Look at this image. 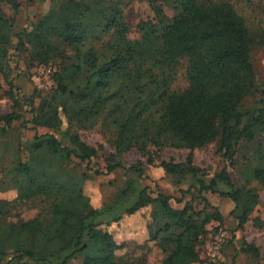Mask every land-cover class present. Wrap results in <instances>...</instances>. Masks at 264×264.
<instances>
[{
    "label": "trees",
    "instance_id": "obj_1",
    "mask_svg": "<svg viewBox=\"0 0 264 264\" xmlns=\"http://www.w3.org/2000/svg\"><path fill=\"white\" fill-rule=\"evenodd\" d=\"M48 1L50 7L31 29L15 32L14 16L21 4L0 0V75L6 83L11 85L13 43L17 54L28 52L31 67L52 68L57 58L63 62L54 76L55 90L35 111L34 127L59 132L61 115L71 125L74 118L95 123L108 112L116 124L117 157L132 150L145 155L149 145L189 151L186 165L161 161L162 178L195 173L193 152L215 144L226 166L209 182L198 180L196 193L229 199L236 229L242 230L259 202L249 185H264V89H259L251 60L255 37L234 6L228 0ZM134 1L146 3L152 17L138 24L141 37L131 43L124 8ZM4 6L14 16L6 15ZM104 38L105 49L99 54L93 44ZM259 42L264 45V33ZM184 64L186 88L175 90L174 78ZM258 91V106L243 110L245 99ZM14 105L20 110L24 104L14 100ZM21 119L17 113L0 117V134ZM68 137L72 148L50 133L36 134L29 143L27 160L19 162L17 201L47 198L52 219L45 224L39 218L7 222L8 212L0 206V264H69L75 257L82 258V264H147L122 254L130 245L144 248L158 240L160 232L172 245L161 264L200 261V236L212 221L222 222L219 213L195 211L188 204L174 209L168 195L158 192L152 197L148 188L136 189L131 179L111 205L93 207L84 186L92 179L88 171L97 151L77 134ZM46 157L63 164L75 159L86 164L87 172L76 176L61 168L58 174L49 173ZM228 167L238 170L243 187L234 184ZM116 170L144 174L140 162L125 167L111 159L104 172L93 175ZM220 184L227 190H219ZM137 213L147 219L145 235L121 238L111 230ZM246 252L258 255L251 245Z\"/></svg>",
    "mask_w": 264,
    "mask_h": 264
},
{
    "label": "rangeland",
    "instance_id": "obj_2",
    "mask_svg": "<svg viewBox=\"0 0 264 264\" xmlns=\"http://www.w3.org/2000/svg\"><path fill=\"white\" fill-rule=\"evenodd\" d=\"M228 1L234 6L237 13L243 17L248 29L255 37L256 45L252 51L251 60L256 70L259 89H264V45L259 42L260 35L264 33V0ZM18 2L21 4V8L15 16L8 6L3 7L6 15L15 17V32L31 29V25L36 23L50 7V1L48 0H18ZM166 13L168 16L172 15L168 9H166ZM124 15L128 25L127 39L134 43L141 37L137 28L138 24L150 19L152 13L146 3L134 1L124 8ZM106 41L107 38H104L101 42L93 44L99 54L104 51ZM13 46L14 43L10 50L11 71L9 81L11 85H9V82L6 83L0 75V117L10 113H17L22 117L20 121L14 122L7 132L0 134V202L5 203L0 206L4 209V212L6 210L8 212L5 217L7 222L16 223L39 218L45 224L52 219L51 206L47 198L40 197L29 202L17 201L18 188L15 184L20 178L18 172L20 170L19 162L27 160L29 143L34 140L36 134H53L63 146L69 148L72 147L68 136L77 134L81 141L97 151L96 158L93 159L88 171L92 179L87 181L84 186L85 194L90 198L93 207L111 205L119 192L125 188L126 182L131 179L135 182L136 189L148 188V192L152 194V197H155L158 192L168 195L171 198L170 205L174 209H180L183 205L188 204L195 211L204 209L206 212L216 211L221 215L222 222L212 221L206 226L204 234L200 236L197 246L200 261L195 264H264V185L257 181H252L249 185V188H253L257 193L259 202L244 228L237 230L235 220L231 215L234 204L229 199L210 193H196L199 187L198 180L209 182L217 172L226 166V162L223 161L215 144L193 152L192 166L196 168L195 173H187L182 177L168 176L162 178V172L158 167L159 163L161 161H173L175 164L186 165L189 151L173 148L158 149L149 145L148 153L145 155L132 150L117 157L114 150L117 134L116 124L113 122L114 117L109 115L108 112L102 113L95 123H86L85 120L78 123L77 119L74 118L71 125L61 115L59 132L47 128H35L32 124V118L43 100L47 101L55 90L54 76L62 70L63 62L60 58H57L54 61L52 60L53 62L51 61L52 68H44L43 66H36V64L31 67L27 59L28 52L17 54ZM66 53L68 56L73 55L68 50H66ZM47 69H51L48 74L46 73ZM154 73L161 75L159 71ZM185 88L184 64V66L178 68L173 82V89L183 90ZM259 99V91L253 93L245 99L242 109L246 111L258 106ZM14 100L23 102V108L19 110L14 105ZM68 104L70 105L71 101ZM68 130L69 133L67 134ZM258 141H261V138ZM46 158L48 165L51 167L49 173L58 174L61 168L72 172L76 176L85 171L87 172L86 164H80L75 159L63 164L53 158ZM111 159L125 167L140 162L144 174L139 177L134 173L116 170L109 175H93L96 170L101 173L104 172L106 164ZM227 170L234 184L243 187L244 180L239 175L238 170L229 167ZM218 188L223 191L227 190L222 184ZM188 190L191 193L183 194ZM133 199L134 196L130 198V201ZM2 217L4 216L2 215ZM145 219L141 213H137L133 217L125 219L127 221L126 225L124 222L119 228L111 227V230H115L121 238L122 236L138 237L139 234L145 235L147 222V219L146 221ZM220 233L225 234L226 243L221 245L215 259H209L206 254L207 246ZM167 236L166 233L160 232L158 240L148 243L144 248L130 245L122 255L143 258L147 264H161L172 249V245L164 241ZM250 245L258 251V255L246 252L247 246ZM69 264H82V258L75 257Z\"/></svg>",
    "mask_w": 264,
    "mask_h": 264
},
{
    "label": "built area",
    "instance_id": "obj_3",
    "mask_svg": "<svg viewBox=\"0 0 264 264\" xmlns=\"http://www.w3.org/2000/svg\"><path fill=\"white\" fill-rule=\"evenodd\" d=\"M51 69H47L46 73H50ZM226 241V236L224 233H220L218 234L214 240L212 241V243L210 245L207 246V257L209 259H215L216 255H217V251L219 250V248L221 247V245H223Z\"/></svg>",
    "mask_w": 264,
    "mask_h": 264
}]
</instances>
